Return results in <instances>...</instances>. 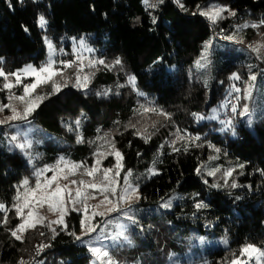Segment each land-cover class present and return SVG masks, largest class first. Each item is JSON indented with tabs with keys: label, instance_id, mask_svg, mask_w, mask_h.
<instances>
[{
	"label": "trees",
	"instance_id": "1",
	"mask_svg": "<svg viewBox=\"0 0 264 264\" xmlns=\"http://www.w3.org/2000/svg\"><path fill=\"white\" fill-rule=\"evenodd\" d=\"M149 2L157 6L147 8L143 0H0L4 73L28 64L41 67L46 37L65 48L83 39L97 58L120 60L118 68L100 70L94 78L91 88L108 87V95L68 87L39 105L30 117L31 156L6 143L0 125V204L5 206L0 264H89L88 248L74 236L80 223L73 212L56 235L44 226L22 240L11 235L19 222L17 186L33 167L53 165L61 157L91 165L112 143L140 195L126 209L135 220H127L128 242L110 249L119 264H227L244 246L264 251V57L241 41L253 45L264 34V0H180L183 9L175 0ZM212 4L236 15L213 24L197 8L205 11ZM40 16L47 22L43 28ZM238 25L241 29L234 30ZM231 33L233 40L226 38ZM211 38L227 59L204 80L195 63ZM233 73L239 79H232ZM129 77L135 78L132 86ZM231 83L251 87L260 105L253 116L254 103L247 115L238 108L226 127V98L234 93L238 105L244 100L242 92L231 91ZM146 107L154 111L147 113ZM144 129L147 142L136 135ZM216 169L232 170L238 187L216 184L208 175ZM169 201L170 207L161 206ZM201 202L206 207L197 208ZM203 239L224 244H201ZM40 245L47 247L37 255Z\"/></svg>",
	"mask_w": 264,
	"mask_h": 264
},
{
	"label": "rangeland",
	"instance_id": "2",
	"mask_svg": "<svg viewBox=\"0 0 264 264\" xmlns=\"http://www.w3.org/2000/svg\"><path fill=\"white\" fill-rule=\"evenodd\" d=\"M219 8H227V7L212 4L205 10V12L209 11L210 9L215 10V9H219ZM227 15H228V12H222L221 13V16H223V17L227 16ZM218 20H220V19L218 18L217 21ZM240 29L241 28H239V25L237 28L234 27V30H236V31H239ZM233 34L234 33H231L230 36L234 37ZM46 39L52 43V41L49 38L46 37L44 39V44H45V49H46V57H45V61L43 62L41 67L46 66L48 64V61H49V49L47 47ZM80 41H72L69 44L68 48L55 47L52 44L53 49H54V54L51 57L52 61L54 62L52 67H53V69L58 70L59 73H61V75L54 76L52 78V81H49L48 83L40 84L35 89V91L32 93L33 98L36 96H47L49 98L50 96L55 95V94H52V91H53L52 83H53V81L58 83V84H63L65 80L69 81L68 86L63 87L61 90L68 88V87L76 88V87H73L72 84L75 82L76 75H77V69L80 68L81 66H83V71L79 73L80 76L83 77L84 75H90V80L88 82L87 88H84L82 90H85V89L91 90V91H95V90L100 91L101 90L103 92H105V91L109 92L110 88H108V87L107 88H105V87L104 88H97L96 87L97 89L91 88L92 84L94 83V78L100 70L109 68L113 71L114 69L119 67V64H116L113 61L112 62H105L104 60H102V61H104V64L96 63L94 66L89 67L90 62L100 61L101 59H99L95 55H93L91 49L85 43H84L85 47H83V48L80 47ZM241 41L247 43L248 45H251V47H253V49H257V50H255V52H257L260 56L264 57V34L260 33L259 36H257V38L254 40L253 45L248 41H244L242 39H241ZM222 50H223V48L220 45H218L217 43H215L214 38H211L210 40L205 42L204 47H203L202 52H201V57L195 63V65L198 69L203 70L202 76H203L204 80H207L209 78V74H211V72L213 71V69L215 67L220 65V62L225 61L227 59V58H224L223 56L220 55ZM66 62H72V66L71 67H65L64 65ZM28 65H31L35 69L41 68V67L37 68V67L33 66L32 64H28ZM28 65H26L23 68L14 72V73H17L20 75V83L19 84H16L14 76L8 75L7 80L5 79V77H0V105L11 104L12 106L16 107L18 112L23 111V108L25 105L16 99H10V97L23 96L24 95V85H29V84H32L33 82H35V79H36L35 76L25 74L21 71V70L25 69ZM5 83H11V84H13V87L11 89H5L3 87V85ZM126 83H127V85L132 86V83H129V78H126ZM230 86H231L230 89L232 88L231 91H234V92L240 94V96H241V92H242L243 98H244L245 90L251 88L248 85H246V86H244L243 89L242 88L239 89L233 83H231ZM76 89H80V88H76ZM235 89H239L240 91H236ZM241 89H242V91H241ZM254 96H255L254 90L251 89V97H250V99H246V105L248 106V110L254 103V108L251 112L252 113L251 116L256 115V113L258 111V107L260 105L258 97H256V99H255ZM256 96H257V93H256ZM254 99H255V102H254ZM244 100H245V98H244ZM244 100H243L242 105L241 104L238 105V102L236 103V105H235L236 111L238 110V108L239 109L242 108L241 110L244 109V106H245ZM146 108L152 109V107H146ZM146 108H144V109H146ZM151 112L152 111H150V113ZM147 113H149V111H147ZM11 115H12L11 110L9 108H5L3 111H0V121H5L6 118L11 116ZM30 117H31V115L28 116L27 119H17L14 121H9L7 123H0V125L4 126V129H5L4 137H5L6 143L16 146L17 148H19V150L21 152H23L27 156H31V154L27 151L31 148L32 142H33L32 138H31V133L33 131L32 130L33 128L30 126V122H31ZM14 136L16 137L15 140L12 139V137H14ZM24 143L30 144V147H26L24 149H21L20 147L17 146L19 144H24ZM111 151H112L111 147H108L107 150L99 152L98 154H103V155L97 154L93 163L91 165L83 164L84 167L85 168L93 167L96 164L97 159H99L101 161L99 164V168L100 169H106V168L113 169V174H114L116 171L114 168V165L116 164V158H115L114 154H112V155L108 154ZM66 161H68V160H66ZM57 162L54 163L53 165H49V166L50 167L55 166L57 164ZM70 164H75V163L70 162ZM31 167H33V165ZM44 167L45 166L33 167V169H31V171L18 184L17 192L19 191L20 193H24L25 189L20 187V185L22 184V181L25 179H27L29 181V184H28L29 188H35L36 182H37V176L35 175V173L38 169H43ZM83 172H84V168L76 170L75 174L69 177V181L70 180L79 181L81 179H83L85 181H89L92 179L91 177L84 175ZM128 173L129 172L125 171L123 167H122V169H120L119 177H117L118 182L116 184L117 193H119L121 191V189L126 187V184L123 180V177ZM208 173H209V171H208ZM52 175H53V172H51V171L45 172L43 176L39 177V179L41 180V182H43L46 178H49ZM100 175H101L100 173H97V178H99ZM110 175H112V174H110ZM209 176L214 180V182H216V184H220V185L231 186L233 181H234L232 171H231V175H228V176H225V172H223L221 170L215 171L214 175H209ZM69 181L60 180L59 182L63 185V184L69 183ZM128 183L131 184L132 186H136V184H134V182L132 180L131 175L128 176ZM69 187L72 188L73 192H74V190L77 186L69 184ZM87 191L96 197L95 199H89L87 201V203L89 205H96L100 202V200L103 199V196L99 192L92 190V189H88ZM138 193H139V191H138ZM16 196H17V194H16ZM139 197H140V195H139ZM110 199L113 201V203L117 202V198L115 196H110ZM139 199H136L135 197H133L131 199V201L123 203L121 205L119 211H114L111 214H108L103 218H101L99 216L95 217V219L92 222L103 227L105 229V231L103 233H101L99 228H98L97 232L91 233L90 235H83V232L81 229V220L84 218L83 210H81L79 212L72 211L71 209L73 206L71 204L68 205V212H67V215L64 217V221L66 220V217L68 216V214L70 212H73L79 216L80 230L77 233H75L74 236H75V238H76V236H81L82 239L81 240L76 239V240L80 244L86 246L88 248V250H89V247L92 246V247H100L103 250L108 252L107 257H102L101 259H97L96 256H94L92 254V252L89 251L90 256H91L89 264H119V262L117 260H115L110 255V249L114 248L115 246H117L123 242H126V243L128 242L127 230H128L129 222L127 220H129V219H127V217H129V216H128L126 209L131 207V206H134L136 203H138ZM16 203H17V201L15 199V204ZM76 207H80L82 209V205H77ZM14 210H15V215H16L17 219L19 220L18 224H20L22 222V220H21V218H19L17 216L15 207H14ZM29 210H31L33 212V217H32L33 220L35 219L36 215L46 217V220L44 221V223L37 224L36 227L37 226H44V227H46V229L49 232H51L53 234L52 230L48 227V221L56 220L58 218V214L49 211L46 203L41 205L40 203H37V201H35V200L32 201V208L31 209H24V213L26 214ZM99 210L103 211L104 208L102 207ZM92 211H93V209L89 208V215L91 214ZM25 218H27L26 215H25ZM108 221H111V223H108ZM17 225H16V227H17ZM120 225L126 226L123 229V236L118 235V233L121 232V227H119ZM52 228L55 229V235H56L58 233V230L64 229L65 227H64V225L52 224ZM33 229L34 228H28L23 233L22 239L25 237V235L28 231H31ZM97 236H104L107 238L102 239L100 241H97L96 240ZM125 237H126V239H125ZM88 241H93V243L91 245H89V243H87ZM201 244H214V245L221 244L222 245L224 243L220 240H218V241L214 240V241L210 242V241L203 239L201 241ZM246 247L247 246L242 247L239 256L235 259L230 260L227 264H232L233 261H235V264H264V255L261 254V253H264V251L259 250L257 247H255L256 249H258L257 252H245L242 254V250Z\"/></svg>",
	"mask_w": 264,
	"mask_h": 264
},
{
	"label": "snow or ice",
	"instance_id": "3",
	"mask_svg": "<svg viewBox=\"0 0 264 264\" xmlns=\"http://www.w3.org/2000/svg\"><path fill=\"white\" fill-rule=\"evenodd\" d=\"M159 3H163L164 0H158ZM177 4L183 9V4L180 3V0H175ZM143 3L146 5L147 8H155L157 5L152 4L149 2V0H143ZM199 10V14L202 16L208 17L212 21V23H216L217 19H223L224 17L221 16L222 12H228V15L235 16L236 13L234 11H231L227 8H219L215 10H209L207 12L200 10V6H197ZM153 23L156 22V18L153 16L152 18ZM46 20L43 16H40L38 19V25L43 28L46 24ZM255 27V25H253ZM27 31V29H25ZM229 40L235 39L233 36L226 37ZM47 47L49 49V61L48 64L44 67H41L40 69H35L31 65H28L25 69L21 70L23 73L28 75L35 76V82L29 85H24V95L23 96H17V97H10V99H16L23 103L25 106L23 108L22 112H18L16 107L9 105H0V111H3L5 108H9L12 112V115L7 117L5 121H0V123H7L9 121H14L17 119H27L28 116L32 114L36 110L37 107H39V104L42 103L45 99H47V96H36L32 97V93L35 91V89L42 83H48L49 81H52V78L57 75H61L58 70L53 69V61L51 59L52 55L54 54L53 45L50 41L46 39ZM80 47H85L83 39L80 41ZM257 50V49H254ZM96 63L104 64V61H92L89 64V67L94 66ZM116 64L120 63V60L117 59L115 61ZM65 67H71L72 62H66ZM83 71V66L77 69V75L75 82L72 84L73 87L84 89L87 88L88 82L90 80V75H84L83 77L80 76V72ZM11 75L15 77L16 84L20 83V75L17 73H11V74H5L2 70H0V77H5L7 80V76ZM255 76H251L250 80H255ZM232 79H239V77L233 73ZM69 81L65 80L63 84H58L53 81L52 83V94L58 93L63 87L68 86ZM129 83H132L134 85L135 78L129 77ZM5 89H11L13 87V84L11 83H5L3 85ZM236 91H240L239 89H235ZM97 95H101V93H97ZM103 95H108V92L105 91ZM251 97V88L246 89L244 92V98L250 99ZM145 112L147 111H154V109H144ZM232 111H236V106H232ZM248 114V106H244L243 112L240 113V115H247ZM193 115L198 119H204V117L193 113ZM212 119H215V116L211 117ZM76 125L79 126V121L77 120ZM222 123H225L226 127H231V121H222ZM249 124H251V119L249 120ZM134 127V125H133ZM71 130V129H70ZM223 131V129H222ZM147 129L143 130V133L141 131H137L136 135H140L145 142L149 139V136L146 134ZM178 139H183V137L178 136ZM13 140L16 139V137H12ZM196 139H199L197 137ZM21 149H24L26 147H30V144L24 143L17 145ZM110 147L112 149L111 152H109V155L114 154L116 158V164L114 165L115 173L113 174V169L106 168V169H100L99 164L100 160L97 159L96 164L91 168H85L83 164H70V162L66 161L63 157L60 158V160L57 162L55 166H45L43 169H38L35 173L37 176V182L35 188H29L28 184L29 181L27 179L22 181V184L20 187L24 188V193L17 192L16 201L17 203L14 205L16 209L17 216L21 218L22 222L17 225V227L13 230H11V235L17 239L21 240L23 233L28 228H35L37 224H42L46 220V217L36 215L35 219L33 220V212L29 210L26 214L24 213V209H31L32 208V201L35 200L37 203H40L43 205L44 203L47 204L48 210L57 213L58 218L53 221H48V227L52 230L53 234L55 235V229L52 228V224H59L65 225L64 217L67 215L68 212V205L71 204L72 211H81L84 212V218L81 220V229L83 232V235H90L91 233L97 232V229L99 228L100 232L103 233L105 229L101 227L98 224L93 223L92 221L95 219V217L99 216L101 218L105 217L108 214H111L114 211H119L120 207L123 203L131 201L133 197L136 199H139V193H138V186H132L128 183V176L130 175V171L128 174H126L123 177V180L126 184V187L121 189L119 193H117L116 184H117V177H119L120 169H122V154L115 149L114 143L110 144ZM173 151H178V149L173 148ZM217 151H219L217 149ZM103 155V154H98ZM212 159V158H210ZM240 167H243L241 165ZM84 168L83 174L91 177L92 179L89 181H85L83 179L77 181V180H70L69 177L75 174V171L78 169ZM53 172V175L49 178H46L43 182L39 179V177L43 176L45 172ZM197 174L200 173L201 169H197ZM215 171H218V169L209 172V175H214ZM232 170H228L225 172V176L231 175ZM152 175H156L157 173L154 170H150ZM97 173H100V177L97 178ZM112 174V175H110ZM65 180L69 181V183L61 184L59 181ZM69 184L76 185L74 192L73 189L69 187ZM215 187V185H214ZM232 187H238V185L233 182ZM92 189L97 192H99L103 199L100 200V202L96 205H89L87 201L89 199H95L96 197L93 196L91 193H89L87 190ZM110 196H115L117 198V202L113 203V201L110 199ZM77 205H82V209L80 207H76ZM164 208H168L171 206V202H166L161 205ZM104 208L103 211L99 210L101 208ZM197 208H204L206 205L204 203H198L196 205ZM89 208H92L93 211L89 215ZM0 210H5V206L3 204H0ZM25 215L27 218H25ZM127 219L131 220L133 223H135V220L133 217H127ZM2 223L7 224V215L5 214V218L2 221ZM108 223H111V221H108ZM121 232L118 233V235L123 236V229L126 227L124 225H120ZM63 230V229H62ZM43 235V233H41ZM107 237L104 236H97L96 240L100 241L102 239H106ZM77 240H81V236H76ZM126 239V237H125ZM89 245L93 243V241H88ZM44 247H47V245H40L37 249V255H39V252L43 250ZM89 251L92 252L94 256H96L97 259H101L102 257H107L108 252L103 250L100 247H89ZM258 249H256L253 246H247L242 250V254L245 252H257ZM264 255V253H261ZM20 264H25L24 261H21ZM232 264H235V261L232 262Z\"/></svg>",
	"mask_w": 264,
	"mask_h": 264
},
{
	"label": "built area",
	"instance_id": "4",
	"mask_svg": "<svg viewBox=\"0 0 264 264\" xmlns=\"http://www.w3.org/2000/svg\"><path fill=\"white\" fill-rule=\"evenodd\" d=\"M236 105V98L234 93H230L228 97L226 98L225 104H224V119L226 121H231L233 118V111L232 106Z\"/></svg>",
	"mask_w": 264,
	"mask_h": 264
}]
</instances>
